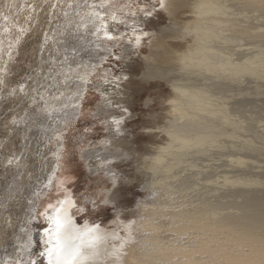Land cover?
<instances>
[{
    "label": "rangeland",
    "instance_id": "374dc122",
    "mask_svg": "<svg viewBox=\"0 0 264 264\" xmlns=\"http://www.w3.org/2000/svg\"><path fill=\"white\" fill-rule=\"evenodd\" d=\"M232 1L234 2V0H224L227 5L233 4ZM1 2L2 0H0V68L2 62L9 56V51L7 53L5 51L11 46L9 45L10 40L2 37L8 30L7 26L18 32L19 29L14 28L15 22L19 20L23 25V20H25L30 27L28 31H25V35H22L21 41H17L16 35L12 36L13 41H17L20 49L11 53L14 56L10 58L9 71L0 70V74L5 73L4 79L2 78L4 84L2 82V86L0 84V264H45V258L49 256L44 253L47 250L48 241L40 239V233L50 234V231L53 230L55 224L51 221L56 215L55 209L61 208L60 202L66 198H71L76 204L75 207L63 206L76 230L83 232L87 228L93 227H100L109 232L115 230L116 234L121 237L116 244H120L128 239L131 240L130 243L133 240L138 241L136 236L132 238L127 235L125 228L129 223L137 220L138 205L155 196L150 191L153 184L163 180L169 174V178L167 176L165 179L169 183L173 182L171 175L174 176L175 182L178 181V177L184 179L183 177L188 178V175H191L189 178H194L193 180L197 179L196 181L191 180L194 184L191 183L187 186L188 189H191L187 191L188 193L184 192L185 194H183L182 192L183 196L180 194L174 198V201L171 202L174 205H178L187 195L190 196L191 192H194L198 198H204L203 191L207 188L206 191L210 192L208 189L211 187L218 191L214 190L217 195L213 197L212 194L215 195V192L212 189V192L208 194L211 195L210 199L218 197V200L220 196L222 199L231 195L234 197L232 193L240 188L224 185L221 183V177L227 175L230 180H234L231 179L232 175L235 178L241 169L246 171L244 176L248 178L241 176L246 181L259 178L257 180L264 184V78L260 80L247 76L238 83L232 77L234 81L232 80L227 85L225 89L227 91L226 107L223 114H229L230 123L233 125L220 129L223 134H233V140L230 141L225 135L218 136V140H216L218 145L220 143V147L215 144L218 149L212 146L213 149L209 147L210 150H208V146H204L202 150L205 149V152L201 158L194 153V157H192L193 155L188 153V158L183 155L187 160L184 157L182 159L181 156L177 161L178 158L175 160V158L163 154L161 165L159 164V168H157L158 166L155 167L147 159L154 155L152 152L154 148L166 144L165 137L162 136V133L152 134V136L145 130L169 127L174 122V114L170 113L169 115V109L167 110L169 107L166 101L171 99L167 83L157 76L148 74L147 67L144 66L141 59V55L149 53V41L144 42L139 52L135 49L128 51L126 48L128 43L124 38L110 41L108 46L102 42L92 44L87 39L84 41L80 37H85V34L73 38L72 32L77 28H82L79 26L80 24L87 23L83 18L84 15L88 14L92 8L102 10L99 7L101 0H6V2L4 0L2 4ZM237 2L241 3V1ZM115 3L118 8H112V10L119 13L118 18L121 20L114 21V16L111 19L112 26H117L118 31L117 34L113 32L114 36L124 34L126 27L130 24L137 25L139 19L144 18V15L149 17V21L144 22L143 27L141 26V28L147 29L146 32H155L159 27L168 24L159 0H116ZM233 6L237 10L233 9L235 13H245V17L248 19H244L243 22L264 30V18L261 13L262 16L256 10ZM153 9L155 10L153 11ZM144 12H149V14L146 15ZM106 15H110V13L107 12ZM4 23L7 25L2 27ZM87 24L89 25V23ZM85 29L92 32L96 28L89 25ZM237 41L229 48L235 54L244 52L241 55H245L248 48L252 49L250 50L251 54H255V50L262 48L260 42L253 40L250 36H239ZM262 43L264 42L262 41ZM257 44L258 46L255 48ZM253 48H255L254 51ZM77 56L80 57L76 58ZM67 58H71L73 61L71 60L72 65H70L69 71L65 72L61 66L65 62L68 63ZM87 59L92 64L97 62V70L91 73V77H88L87 80L82 81L86 76L84 70L79 67H81V61ZM72 66H76L78 70H73ZM115 78L123 79V84L119 85V91L121 96L126 99L119 101L124 104V109H120L117 114L111 113V111L100 113L98 109L103 102L100 89L107 87L106 80ZM80 82L87 84L88 88L84 86L77 88L76 86ZM64 84H66V88H64ZM21 90H24V93ZM213 92L217 94L219 91L215 89ZM64 98L78 100L75 106H77L79 115L69 118L65 125H60V121L54 122L57 120L53 118L54 115L47 116L46 108L59 106L64 102ZM231 104L232 107L234 106L233 108ZM119 115L123 116L119 118ZM115 119L122 122L120 123L122 131L120 134L110 127L111 122ZM211 125L206 126L208 129L206 131L216 127L215 123ZM59 137L62 138L60 140L65 148L55 147L53 142L56 139L60 142ZM107 141L110 142L112 150H106L109 147ZM245 147L247 151L243 149L245 152L242 151V154L249 157L243 156L244 167L232 163L240 157L236 152H240V148ZM247 147L252 150L249 148L248 150ZM235 148L239 151L234 152ZM229 154L232 156L236 154L238 157H232ZM93 158L95 161L97 159L104 161L97 171L91 169L90 162L93 161ZM174 162L182 163L175 164ZM170 163L174 164L171 172H166V169H163L165 172L162 171V167L168 168ZM193 163L199 171L196 167V170L194 169L195 165H190ZM198 165L203 168L201 167V169ZM107 166H110L112 174L105 172ZM148 167L157 169L148 171ZM205 170L209 172H205ZM54 171L57 173L56 176H54ZM198 172H203V175ZM173 173L178 174V177ZM207 173H210L208 175L214 176V178L207 175L204 178V174ZM231 173L232 175L229 176ZM151 175H154L153 178ZM197 175L199 176L197 177ZM251 175L252 177L255 175V177L251 179ZM256 175L263 177L262 181ZM48 178H51V183H48ZM150 178L156 182L154 180L149 182ZM198 178L203 182H200L201 184L205 185L207 182L206 188L203 185L205 189L197 182ZM167 179L170 180L167 181ZM210 179L212 182L217 180L218 186H215L216 182L212 184ZM196 182L199 187L194 188L197 185ZM208 182L212 186H209ZM200 187L204 190L201 189V191ZM221 188L222 190L227 189L225 197H223L224 191L220 190ZM249 188L255 189L251 186L247 190ZM259 188H261L259 189L261 192L255 195V197L257 196V199L254 198L255 200H258L259 196L264 197V186ZM194 193L193 195H195ZM204 194L208 196L206 193ZM226 195L229 196L226 197ZM251 195L254 197V194ZM242 197L236 194L234 197L236 202L233 201L234 198L231 199L232 197L229 200L224 199V202L223 199L222 201L219 199V202L215 201L217 204H220V201L221 203L228 201L226 206L233 205L235 207L241 202ZM184 202L185 200L179 205H185L182 204ZM31 236L37 238V243L34 244L36 249L30 241ZM43 238L47 239L45 235Z\"/></svg>",
    "mask_w": 264,
    "mask_h": 264
},
{
    "label": "bare ground",
    "instance_id": "6f19581e",
    "mask_svg": "<svg viewBox=\"0 0 264 264\" xmlns=\"http://www.w3.org/2000/svg\"><path fill=\"white\" fill-rule=\"evenodd\" d=\"M3 1L4 0H2V2ZM115 1L116 0H101L99 7H101L102 10L100 8H92L88 14L83 16V18L86 19V22L89 23L91 27L93 26L96 28L95 31L91 32L90 30H86L85 28H88L89 26L87 23L80 24L79 26H82V28L80 27L77 28V30H74L72 32V37L77 38L79 35L85 34V37H80L84 41L87 39L92 44L95 42H102L107 46L108 42L110 41H115L116 39L121 40L124 38L128 43L126 46L128 51L135 49L139 52L140 48L144 45V42L149 41V53L147 55H141V59L144 62V66L147 67L146 72L148 74H151L154 77L157 76L161 78L162 81L167 83L169 87L168 91L171 93V95H169V97L171 96V99L169 98V101L167 99V103H165L169 107L167 108V110L169 109L168 114H174V122L171 120L173 123L169 125V127L165 126L167 128L157 126V129L154 128L145 130L151 135L162 133V136L165 137L166 141L165 142L163 140L166 143L164 146L159 145L156 147V149L154 148V151H152L154 152V155L148 157L147 160L153 163L152 165L156 167L162 162L163 159L161 157L163 154L167 155L168 157L175 158V160L181 156L182 159L185 157L188 158V153H191L192 155L194 153V155H199V158H201V155L204 154L203 152H205V149L202 150L204 146H208L207 148L210 147L213 149V147L220 145V143L219 145L217 143L218 136L225 135V137H227V139L230 141L233 140V134H223V132L221 133L222 129H220L224 126L233 125L230 123L231 119H229V114H223L226 107L225 103L227 91H225V89L227 85L232 82L233 78L238 83H240L241 80L247 76H249V78L252 77L254 79L260 80L264 78V43H262V41L264 42V30L259 29L258 27H253L249 23L243 22L244 19L248 18L245 17V13H235L233 11V5L242 7L243 9L256 10L259 12V14L261 13L264 18V0H234V2L232 1L233 4L229 5L225 4L224 0H164L165 7H161V10L168 20L167 25L159 27V29L155 32H146L147 29L141 28V26L143 27L144 22L149 21V17L144 15V18L139 19L140 23L138 22L137 25L130 24L126 27L125 33L119 34V36H114L113 32H116V34L118 33L116 29L117 26H112L111 24V19L113 16L115 17L113 19L114 21L121 20L118 18L119 13L117 14L112 10V8H118ZM237 1H241L242 4L238 3ZM159 4H161V0H159ZM154 10L155 9H153V11ZM107 12L110 13V15H106ZM144 14L147 15L149 12H144ZM20 23L21 22L19 20L15 22L14 28L16 29L17 27L19 29L18 32H15L13 28L11 29L9 26H7L8 30L5 31L2 36L10 40L9 45L11 46L5 51V53L9 51V56L5 59V61L2 62V67L0 68L1 71H9V63L11 61L10 58L14 56L11 55V53L20 49L18 48L17 41H21L22 35H25V31H28L30 27V25L27 24L25 20H23V25ZM6 25L7 24L4 23L2 27ZM110 27L113 28L110 29ZM13 35H16V39H18L16 42L12 39ZM239 36H250L253 40L260 42L259 44L262 48H259L256 51L255 48L258 46L257 44L255 45L256 47L252 46L255 47L253 48V51L255 50V54H251L250 50L252 49L250 48H248V50L245 49V55H241L244 54V52L239 54L233 53L234 51L230 50L229 48L233 43H235V41L239 39ZM138 37L139 43H137ZM229 50L230 52L232 51V53H230ZM246 52H248V54H246ZM80 56H77L76 58H79ZM235 56L236 58H234ZM71 60L73 61V59L67 58L66 61H68V63L65 62V64L61 66V68H63L62 70H65V72L69 71V67L72 65ZM96 65L97 62L92 64V62L88 61V59L81 61V67L79 68L84 70V75L86 76L82 81L87 80L88 77H91V73L97 70ZM71 68H73V70H78V68L76 69V66H72ZM4 74H0V84L4 79ZM106 81L108 82L106 85L107 87L105 89H100V95L103 98V102L102 106L99 107L98 110L100 113L111 111V113L117 114L120 112V109H124V104L119 101L125 98L121 96L122 94H120L119 91V85L123 84V79L115 78L113 80L110 79ZM2 84H4V82H2ZM77 85V88H81L82 86L88 88V85H85L82 82ZM64 88H66V84H64ZM215 89H218L219 91L217 94H215L216 92H213ZM21 92L24 93V90H21ZM77 101L78 100L75 99L67 100L64 98V102L59 104V106H54L51 108L48 106L46 108L47 116L49 117L54 115L53 118L57 119L54 121L55 123L60 121V125H65L69 118L79 115L77 106H75ZM122 116L123 115H119L118 117L120 118ZM120 123H122L120 120L115 119L111 122L110 126L118 134L122 133L120 130ZM212 123H215L216 127L206 131L208 130L206 126H210ZM58 139L60 140L62 138L59 137ZM53 143L55 147H60V149L61 147L65 148V145L61 143V140L59 142L56 139ZM107 143L109 144V147L106 150H112L110 142L107 141ZM210 148L208 150H210ZM216 148L218 149V147ZM248 148L249 147H247V149ZM243 149L246 150V147L242 149L240 148V152H236L239 150L233 149L237 155H240V157L234 154V156L238 158L232 161V163H236L238 166L242 167H244L243 165L245 164L243 162L245 161L243 156L246 155L242 154V151L245 152ZM249 149L252 150L251 148ZM194 155L192 157H194ZM249 155L251 156V154ZM192 157L189 158L196 160ZM246 157L248 158L249 156H245V158ZM177 161H179V158ZM103 162L104 161L102 159H97L95 161L93 158V161L90 162L91 169H94V171L99 170L101 168L100 166L103 165ZM174 163L177 164L179 162ZM172 164L173 163H170V165L168 164V168H163L161 166L162 171H164L163 169H166V172H171L174 166V164ZM190 165L194 166L195 164L193 163V165ZM195 167L196 165L194 166V169ZM199 167L203 168V166ZM109 168L110 166H107V171L105 172L107 174H112V171H110ZM157 168H159V166ZM157 168L154 169L156 170ZM154 169L148 167V171ZM203 172H201L202 175ZM205 172L209 171L205 170ZM244 172L246 171L241 169V171L238 172L239 175H235V178H233L234 175H232V173L229 174V176L232 175L231 179L234 180H230L227 175L222 177L219 175L222 178H220L222 180V182L221 180L220 182L224 185L227 184L232 187L240 188L237 189L238 191H235V193H232L234 197H236V194L243 196L242 200H240V203H235V207L230 205L234 203L229 202L230 206H226L228 205L226 204L228 201L223 203L225 201L224 199L229 200L231 197V199H233L234 197L232 195H226V197H229L222 198V203V196H220V204H217L216 201L219 202V199L217 200L218 197L216 199L213 197L217 195V192L214 190H218L216 188L214 189L213 187H208L211 190L208 189L210 192L206 191L207 182L205 186L204 184H201L203 182H201V179L199 178V181L197 182H201L200 184L202 187L204 188L205 186L206 188H204V190L200 187V190H204L203 193L201 192L202 190L200 191V195L202 193L204 198H202L200 195L199 196L201 198H198L194 192L193 193L195 195H193L191 192L192 195L191 193L189 194L190 196L186 194L188 197H185L184 195L185 199L182 198L183 201L185 200V202L182 204L185 205H179L183 201H179L180 203L178 205L176 204L177 206L174 205V203L172 204L171 202L174 201V198L177 197V195L180 196L182 192L185 194L187 191L191 190L188 189L187 186L191 183L194 184L191 182V180H197L196 178L195 180H193L194 178H189L191 175H188V178L183 177L184 179H179L176 172L173 174H176V177H178L177 182H175L174 176L171 175V180L174 184L169 183L168 180L170 179H167L168 182H166L165 179L167 178V175L163 180L154 183L152 187L150 185L151 188H149L152 189L150 191H152L156 197L152 196L151 200L149 199L150 201L144 200L141 204L139 203L140 205H138L137 208V220L129 223L128 226L125 225L126 223L124 224L126 226L125 232L127 235L132 236V238L136 236V240H138L137 242L132 239L133 241L130 243L131 240L128 239L124 243L116 244L117 240L121 238L120 235L116 234L115 230L109 232L99 227L96 229L97 235L100 238L93 244H90L87 237H85L83 241L76 238L86 230L83 232L76 230V228H74V223L69 219V222L65 224L67 235L71 237L69 243L75 247H79L83 253L79 260V264H264V203L261 202H264V197L259 196V199L255 200L257 199V196L255 197V195L260 194L261 192L259 191V189H261L259 187L264 186V184L257 180L259 178L246 181V179H244V177H246L244 176ZM208 174L210 173L204 174V178H206V175L209 176ZM219 174L221 173L219 172ZM56 175L57 173L54 171V176ZM260 175L256 176L260 177ZM198 176L199 175H197V177ZM241 176L244 177L242 178ZM209 177L214 178V176ZM253 177H255V175H253ZM253 177L251 175V179ZM263 177H260V179ZM152 180L154 179L150 178L149 182H152ZM217 180L219 181V177ZM50 181L51 178H48V183H51ZM208 183L210 186V182ZM218 184L216 182L215 186H218ZM198 185L199 184L197 183V185H195L196 187H192L197 188ZM251 186L255 189L251 190V188H249L251 191L249 189L247 190V188ZM189 188L191 187L189 186ZM212 189L215 192V195L213 193V197L210 199L209 197H211V195L209 196L208 194L212 192ZM220 190H222V188ZM226 190L227 189L222 190L224 191L223 197H225V194H227ZM204 193H206L208 196H205ZM250 193L254 194V197H252L253 195ZM183 194H181V196H183ZM261 194L263 195V192ZM179 199L181 200V197H179ZM235 199L236 198L233 200L234 202H236ZM108 200L110 199L108 198ZM230 201L232 202V200ZM228 207H231V209L229 210ZM54 217L51 221L53 224H55ZM67 218H69V216H67ZM55 227L56 225H54L53 230L50 231L51 235L47 234L46 232L42 234L40 233L39 238L48 241L46 244L47 250L44 251V253H47V255H49V249L51 248L52 244H54L56 241ZM43 234L47 239L43 238ZM137 236H140L141 238H138ZM35 237L36 236H31L30 239L31 243H33V247L34 244L37 243V238ZM50 259L52 260V264H56L55 255H53L51 258L50 256L45 258V264H49Z\"/></svg>",
    "mask_w": 264,
    "mask_h": 264
},
{
    "label": "snow or ice",
    "instance_id": "6c2138e0",
    "mask_svg": "<svg viewBox=\"0 0 264 264\" xmlns=\"http://www.w3.org/2000/svg\"><path fill=\"white\" fill-rule=\"evenodd\" d=\"M161 7H165L164 0H161ZM111 38V37H110ZM137 43H139V37L137 38ZM119 123V122H117ZM61 208L55 209V235L56 241L52 244L49 249L50 258L55 255L56 256V264H79V260L83 253L81 252L79 247H75L69 243L71 237L67 235V231L65 229V224L69 222V218H67L66 210L64 209V205L68 207H75V201L71 198H66L61 201ZM83 211V209H80ZM51 235V233H50ZM85 237L89 240L90 244H93L100 237L97 235V229L87 228L86 231L80 234L78 239L84 240ZM49 264H52V260L50 259Z\"/></svg>",
    "mask_w": 264,
    "mask_h": 264
}]
</instances>
